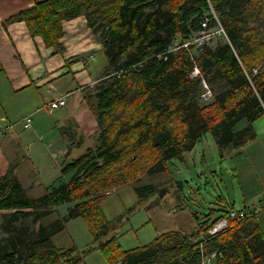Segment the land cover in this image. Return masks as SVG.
Here are the masks:
<instances>
[{"label":"trees","instance_id":"1","mask_svg":"<svg viewBox=\"0 0 264 264\" xmlns=\"http://www.w3.org/2000/svg\"><path fill=\"white\" fill-rule=\"evenodd\" d=\"M211 5L228 40L202 51L172 52L170 44L195 36ZM80 16L108 62L85 95L98 123V145L66 161L58 185L41 197L28 195L14 167L0 179V210L9 211L0 224V264H81L97 249L107 264H199L193 240L221 216L212 221L195 213L191 232L169 231L123 250L118 236L104 239L125 221L113 224L102 204L114 190L166 171L168 162L183 159L209 132L223 157L239 156L255 139L254 122L264 113V0H46L8 23L25 22L33 37L61 54L63 23ZM195 66L201 76L191 78ZM203 79L214 90L211 99L203 98ZM82 142L75 137L72 148L82 150ZM157 190L153 184L134 188L139 203ZM65 204H73L68 215L44 222ZM30 218L34 226L26 223ZM79 218L95 245L83 255L53 240ZM206 249L219 254L218 264H264V233L256 219L233 222Z\"/></svg>","mask_w":264,"mask_h":264},{"label":"crops","instance_id":"2","mask_svg":"<svg viewBox=\"0 0 264 264\" xmlns=\"http://www.w3.org/2000/svg\"><path fill=\"white\" fill-rule=\"evenodd\" d=\"M44 1L0 0V126L9 128L0 133V179L14 167L26 190L23 172L31 170L35 176V170L40 171L43 163L40 153H32L35 162L27 147L38 146V141L46 143L49 138L45 136L50 135V155L55 160L59 154L66 156L69 153L73 144L71 137L82 140L85 148L89 141L88 128L94 125L97 129L93 132L98 131L97 120L85 95L102 78L108 65L107 61H102L103 68L96 70V65L92 66L102 54L103 46L88 27L85 16L63 23L61 43L64 53L61 54L48 48L40 36L33 37L25 22L8 23L12 17ZM91 67L96 70V76ZM62 96L67 97V106L51 109V103ZM55 114L58 121L50 122L48 116ZM27 124L30 127H26ZM55 125L58 131L54 129ZM247 125L246 121L242 122L238 129ZM254 130L255 139L234 157L238 188L243 189L241 193H235V197L243 201V208L253 201H264V113L254 122ZM81 151L77 149L74 158ZM68 159L65 162L73 158ZM31 162L33 165L28 164ZM28 181L31 187L34 186L33 179ZM220 201L229 204L224 197ZM232 208L226 207L223 212ZM7 213L9 211L0 210V224ZM259 223L264 233V213Z\"/></svg>","mask_w":264,"mask_h":264},{"label":"rangeland","instance_id":"3","mask_svg":"<svg viewBox=\"0 0 264 264\" xmlns=\"http://www.w3.org/2000/svg\"><path fill=\"white\" fill-rule=\"evenodd\" d=\"M219 41V39H215L210 46H216ZM102 61H107L103 54L95 59L92 66L96 65V70L98 67L103 68ZM91 70H93V76H96L97 72L94 67H91ZM48 118L53 123L58 121L57 114L50 115ZM94 127L93 125L88 128L87 137L89 139L88 146L90 147L98 145L97 135L99 129L93 132L97 129V127ZM54 129L58 131L56 125ZM43 135H46V133ZM45 137L49 138L46 143L43 144L38 141V146L27 147L31 150L30 156L34 161L35 157H32V153L36 154V152H39L43 159L40 171L35 170V176H33L31 170L23 172L25 178H22V182L25 185L27 184L28 195L32 198L45 195L49 186L58 185V179L62 176L61 170L65 160H69L68 157L70 159L74 158L73 155L76 156L77 149L71 147L72 156L69 153L66 156L59 154L53 160L50 155L52 147L49 145L52 139L50 135ZM71 139L74 142V137H71ZM85 149L83 148L81 152L83 153ZM28 164H32V162ZM49 165L51 166L50 169L48 168ZM234 169V158H231L230 154L222 156L214 136L209 132L193 151L184 155L183 159L168 162L166 171L149 174L134 185L114 190L104 199L102 207L107 218L113 224L118 223L117 221L121 217L125 221V224L112 231L111 235L105 238L104 241L116 235L119 237L122 249L130 250L151 244L160 235L169 231L191 232L197 227L195 213H198L201 218L209 216L208 219L214 221L224 213L223 210L226 207H233L236 210L242 209L243 201L237 199L235 193H241L243 189L238 188ZM32 179L34 186L31 187L28 180L31 181ZM64 180L68 181L69 176L64 177ZM177 182H183L184 187H178ZM149 184L158 187L157 194L139 203L134 188ZM222 196L229 204L224 205L220 201L219 197ZM71 207H73V204L58 207L59 210L46 218L44 222L47 224L58 217H65ZM133 208H136L135 213L130 211ZM26 223L34 226L32 218L26 219ZM53 240L58 247L66 249L77 247L81 255L84 251L95 246L89 229L80 218L70 221L67 228L56 235ZM81 264H107V262L101 250L97 249L90 254H86Z\"/></svg>","mask_w":264,"mask_h":264},{"label":"built area","instance_id":"4","mask_svg":"<svg viewBox=\"0 0 264 264\" xmlns=\"http://www.w3.org/2000/svg\"><path fill=\"white\" fill-rule=\"evenodd\" d=\"M212 12L205 13L203 22L201 23L200 29L197 31L194 37L185 41L182 44L172 43L170 44V50L174 53L180 49H190L194 48L195 51H202L205 47H209L215 39H225L228 40L227 32L220 21L219 16L214 11L212 5L210 6ZM201 76V70L198 66L193 68L191 73V78H197ZM202 86L204 89L203 98L211 99L213 98V91L209 86L208 82L203 79ZM68 100L66 96L56 98L54 102L51 103V109H58L60 107L67 106ZM26 127H30L27 124ZM9 130V128H4L0 126V133H4ZM264 213V201H253L246 207L236 210L234 208L229 209L221 215V219L211 225L206 231L201 232L199 235L195 236L194 243L200 248L201 261L199 264H218V253L214 252L209 254L206 249V245L215 237L225 233L232 227L233 222L245 221L256 219L260 220L261 215Z\"/></svg>","mask_w":264,"mask_h":264},{"label":"water","instance_id":"5","mask_svg":"<svg viewBox=\"0 0 264 264\" xmlns=\"http://www.w3.org/2000/svg\"><path fill=\"white\" fill-rule=\"evenodd\" d=\"M176 184H177L178 187H181V188L184 187V183L183 182H177Z\"/></svg>","mask_w":264,"mask_h":264}]
</instances>
